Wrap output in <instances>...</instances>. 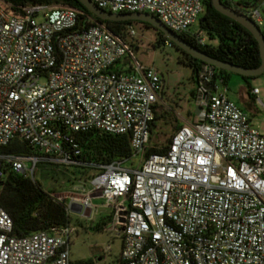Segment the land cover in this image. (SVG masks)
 I'll return each instance as SVG.
<instances>
[{
	"label": "built area",
	"instance_id": "2783aa9c",
	"mask_svg": "<svg viewBox=\"0 0 264 264\" xmlns=\"http://www.w3.org/2000/svg\"><path fill=\"white\" fill-rule=\"evenodd\" d=\"M90 1L114 14H149L172 33L207 43L201 29L188 32L204 0ZM242 14L264 23L257 8ZM134 35L132 24L123 35L103 24L82 27L69 7L0 0V147L20 141L34 150L0 161L31 180L40 162L94 170L92 191L74 188L80 195L67 196V211L75 203L91 213L94 197L106 202L121 240L119 264H264V124L253 126L225 94L224 77L203 64L194 79L200 112L163 152L145 157L162 84L152 68L126 60ZM88 132L127 136L131 156L80 160L73 135ZM137 156L136 167H124ZM72 232L67 225L16 236L0 206V264H70Z\"/></svg>",
	"mask_w": 264,
	"mask_h": 264
},
{
	"label": "trees",
	"instance_id": "16d2710c",
	"mask_svg": "<svg viewBox=\"0 0 264 264\" xmlns=\"http://www.w3.org/2000/svg\"><path fill=\"white\" fill-rule=\"evenodd\" d=\"M13 5L44 4L57 5L72 8L78 12L79 24L87 27L92 24H103L115 35H123L126 25L137 22H110L101 21L86 12L77 0H2ZM221 3L240 13L246 9L257 8L264 19V3L261 0H221ZM12 13H17L15 8H8ZM145 26L148 24L142 23ZM199 28L204 32L207 43L197 44L192 37L187 34L178 35L184 42L197 48L204 54L217 60L231 63L243 68L254 69L260 65L259 49L256 41L251 34L236 22L219 14L212 7V0H204V13L199 19ZM259 28V27H258ZM264 35V31H261ZM160 42H163L162 35ZM183 63L191 69V77L194 81L198 70L203 62L184 54ZM217 70V73L228 81L229 72ZM247 81L248 77H241ZM251 89H248V95ZM165 118L163 115H155L152 123V131L155 122ZM181 126L176 123L174 132ZM75 143L78 145L81 154L80 160L95 163H109L114 160H123L131 156L128 137L124 135H110L97 132L75 133L73 135ZM151 140V139H150ZM167 140L166 145L169 143ZM166 145L157 148L150 146L145 152V157L152 153L163 152ZM0 154L32 155L34 150L26 143L13 141L6 147H0ZM80 173L85 178L95 174L92 169L79 168ZM0 169L3 176L0 177V206L9 215L13 222V234L19 237L40 231L51 232L52 229H60L69 225V212L66 204L59 202L51 194L43 191L35 182L28 177L16 175L9 170L8 166L0 161ZM86 171H91L87 174ZM86 172V173H85ZM111 222V217H106L98 222L95 229L98 231ZM70 264H95L94 260H79ZM119 264V260H117Z\"/></svg>",
	"mask_w": 264,
	"mask_h": 264
},
{
	"label": "rangeland",
	"instance_id": "374dc122",
	"mask_svg": "<svg viewBox=\"0 0 264 264\" xmlns=\"http://www.w3.org/2000/svg\"><path fill=\"white\" fill-rule=\"evenodd\" d=\"M264 3V0H261ZM135 35L132 40V57L126 59L131 66L137 64L143 68H152L159 76L162 84L161 102L157 115L165 118L155 122L151 135L150 146L161 148L174 133L176 123L183 126L192 121L194 112V81L191 69L183 63V56L176 47L162 35L160 42L159 33L150 26L142 23H132ZM264 31V23L258 26ZM199 19L190 26L189 33L199 30ZM225 94L240 109L250 117L253 126L260 127L264 124V73L244 81L239 75L230 74L225 82ZM257 88L259 94L253 98L248 95V89ZM224 91V87H220ZM262 105H261V104ZM140 157H134L124 163V167H136ZM87 174L91 171H86ZM85 172V173H86ZM90 174V173H89ZM89 177L80 173V169L70 166L40 162L34 169L32 181L43 191L52 196L67 197L69 194L80 195L74 188L83 187L90 193L92 187ZM64 203H69L65 198ZM92 204L97 209L93 213V221L81 218L80 215L69 213V226L73 229L70 236V260H94L95 264H117L120 253V238L111 229L108 223L104 230L95 229L96 219L112 217V210L106 207V202L99 197L92 199ZM98 214L100 215L98 217ZM96 258H100L97 261ZM96 260V261H95Z\"/></svg>",
	"mask_w": 264,
	"mask_h": 264
},
{
	"label": "water",
	"instance_id": "95a60500",
	"mask_svg": "<svg viewBox=\"0 0 264 264\" xmlns=\"http://www.w3.org/2000/svg\"><path fill=\"white\" fill-rule=\"evenodd\" d=\"M80 5L86 10L91 16L101 20V21H110V22H139L148 24L150 27L161 33L165 38H167L171 44L179 48L185 54L195 58L204 64L213 66L214 68L229 73L239 75L241 77L253 78L262 73H264V35H262L258 26L250 20L248 17L242 13L229 8L221 3V0H212V7L224 17L236 22L247 30L251 36L254 38L258 45L259 55H260V65L254 69L243 68L237 65H233L228 62L217 60L213 57H210L197 48L184 42L178 35L169 31L164 27L159 20L155 17L145 14V13H110L99 9L96 7L90 0H77ZM200 107H194V114L197 115L200 112ZM71 210L76 211L77 213L82 212V208L79 204H71Z\"/></svg>",
	"mask_w": 264,
	"mask_h": 264
},
{
	"label": "crops",
	"instance_id": "0c3cea01",
	"mask_svg": "<svg viewBox=\"0 0 264 264\" xmlns=\"http://www.w3.org/2000/svg\"><path fill=\"white\" fill-rule=\"evenodd\" d=\"M193 115H194V112H193ZM192 118H193V116H192ZM95 198V197H94ZM97 209V208H96ZM96 209L94 210V211H96ZM94 211H92L91 213L90 212H88V211H86V212H84V213H77L76 211H69V213L70 212H72V213H75V214H78V215H80L81 216V218H83V219H87V220H89V221H93L94 219H93V213H94ZM100 215L98 214V217H99ZM100 219H96V221L95 222H100V221H102V219H105V218H101V217H99ZM105 222L107 223V220H105ZM108 224V223H107ZM106 227V226H105ZM104 227V228H105ZM104 228H103V230H104ZM120 250H121V240H120ZM119 255H120V253H119ZM96 260L97 261H100L101 259L100 258H96ZM95 260V261H96ZM118 260H119V256H118Z\"/></svg>",
	"mask_w": 264,
	"mask_h": 264
},
{
	"label": "flooded vegetation",
	"instance_id": "af4514ba",
	"mask_svg": "<svg viewBox=\"0 0 264 264\" xmlns=\"http://www.w3.org/2000/svg\"><path fill=\"white\" fill-rule=\"evenodd\" d=\"M157 32H158V31H157ZM158 33H159V32H158ZM159 34H161V33H159ZM161 35H162V34H161ZM175 47H176V46H175ZM176 49L180 52V54H181L182 56H184V54H185L184 52H182V51H181L179 48H177V47H176Z\"/></svg>",
	"mask_w": 264,
	"mask_h": 264
}]
</instances>
